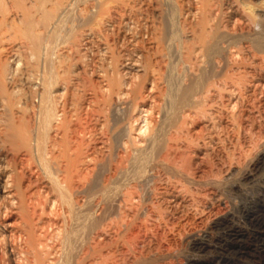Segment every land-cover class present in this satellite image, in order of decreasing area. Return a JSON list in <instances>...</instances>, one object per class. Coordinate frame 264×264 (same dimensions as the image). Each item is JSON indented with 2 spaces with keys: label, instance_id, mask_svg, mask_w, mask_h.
<instances>
[{
  "label": "bare ground",
  "instance_id": "1",
  "mask_svg": "<svg viewBox=\"0 0 264 264\" xmlns=\"http://www.w3.org/2000/svg\"><path fill=\"white\" fill-rule=\"evenodd\" d=\"M261 198L264 0H0V264H264Z\"/></svg>",
  "mask_w": 264,
  "mask_h": 264
},
{
  "label": "rangeland",
  "instance_id": "2",
  "mask_svg": "<svg viewBox=\"0 0 264 264\" xmlns=\"http://www.w3.org/2000/svg\"><path fill=\"white\" fill-rule=\"evenodd\" d=\"M236 176V177H235ZM235 176H233L229 181H227L225 184H223V185H220L219 187H217L218 188V190H220L219 192L220 193H222V199H224L223 201L226 203L227 202V207H226V209H227V212L228 213H230V215H232L233 214V216L235 217L234 218V220H233V223L236 225V226H239V227H241V228H248V225L246 224V223H244L242 220H241V216H240V214H238L237 213V207H238V205L239 204H241L242 203V201L243 200H241V199H238V198H236L235 196H232V195H230V194H228V193H226V190H227V187H228V185L230 186L231 185V183H233V184H235V183H237L238 182V175H235ZM235 179V180H234ZM227 185V186H226ZM226 187V188H225ZM247 187V188H246ZM246 191L248 190V193L249 194H251V195H256V193L258 192V190H257V188L256 187H254V186H251V185H246L245 186V188H244ZM250 190V191H249ZM222 191V192H221ZM225 193V194H224ZM253 193V194H252ZM231 196V197H230ZM234 197V198H233ZM230 198V199H229ZM239 200V201H238ZM234 201V202H233ZM260 204L258 205V206H262V205H264V198H261L260 199V202H259ZM241 221H240V220ZM243 222V223H242ZM180 254H178V260H183L185 257H187L189 254H188V252H187V249L184 247V248H182L181 250H180V252H179ZM185 253V254H184ZM212 253V254H211ZM208 256V257H207ZM212 257V258H211ZM182 258V259H181ZM195 258V257H194ZM214 258V253L213 252H209V253H207L206 255H203L202 256V258H200V260H201V262H207V261H209V260H211V259H213ZM239 264H248V263H246V262H243V261H239L238 262Z\"/></svg>",
  "mask_w": 264,
  "mask_h": 264
}]
</instances>
